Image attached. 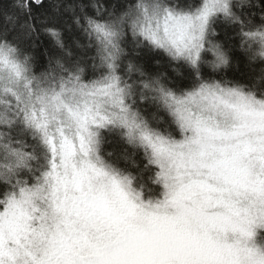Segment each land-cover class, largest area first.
Returning <instances> with one entry per match:
<instances>
[{"label":"snow or ice","instance_id":"6c2138e0","mask_svg":"<svg viewBox=\"0 0 264 264\" xmlns=\"http://www.w3.org/2000/svg\"><path fill=\"white\" fill-rule=\"evenodd\" d=\"M0 264H264V0H0Z\"/></svg>","mask_w":264,"mask_h":264}]
</instances>
